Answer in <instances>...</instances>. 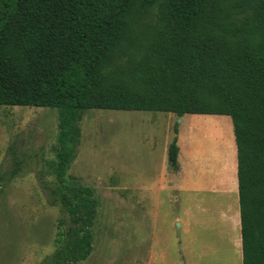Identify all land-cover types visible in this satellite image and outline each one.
I'll list each match as a JSON object with an SVG mask.
<instances>
[{"label": "trees", "instance_id": "trees-1", "mask_svg": "<svg viewBox=\"0 0 264 264\" xmlns=\"http://www.w3.org/2000/svg\"><path fill=\"white\" fill-rule=\"evenodd\" d=\"M154 2L0 0V105L57 110V184L47 188L50 205L60 204L69 224L49 261L39 264L77 263L92 251L97 198L91 187L65 181L78 123L90 108L229 116L242 264H264V0H161L158 26L131 67L133 78L105 71L132 21ZM173 130L168 162L175 172L176 124ZM11 152L10 179L20 164Z\"/></svg>", "mask_w": 264, "mask_h": 264}, {"label": "rangeland", "instance_id": "rangeland-1", "mask_svg": "<svg viewBox=\"0 0 264 264\" xmlns=\"http://www.w3.org/2000/svg\"><path fill=\"white\" fill-rule=\"evenodd\" d=\"M160 1L155 0L145 14L132 21L129 35L115 49L105 71L133 78L131 67L145 53L158 26ZM149 113L163 115L84 110L65 181L91 187L98 205L91 228L92 251L85 260L72 264H138L150 241H156L173 264H241L224 212L231 197L203 191L198 195L201 209H196V222L189 221L185 181L180 179V187L173 192L167 174L164 178L161 127L131 120L133 115L145 118ZM223 116L201 119L186 128V139L195 143L203 163L219 165L228 152L223 142L224 120L232 122ZM174 122L183 125L178 118ZM57 134L56 108L0 105V264L48 262L67 230L68 217L60 204L50 205L47 188L57 184ZM9 147L20 160L11 179L8 176L15 165ZM201 167L199 164V172ZM212 183L208 176L199 182L205 187ZM175 216L180 219L174 221Z\"/></svg>", "mask_w": 264, "mask_h": 264}, {"label": "crops", "instance_id": "crops-1", "mask_svg": "<svg viewBox=\"0 0 264 264\" xmlns=\"http://www.w3.org/2000/svg\"><path fill=\"white\" fill-rule=\"evenodd\" d=\"M135 111H152L160 112L163 115H157L149 113L145 116H136L133 115L131 120H141L151 125L159 124L161 127V132L163 134V146H162V161L166 167L164 178L166 174L169 179V188L171 191L176 192L177 186L179 185V180L183 179L185 185L183 189L188 192L186 200L188 201V218L189 221L196 222V209H201L200 198L198 195L203 191H208L215 195L225 194L231 197V204L227 206V209L224 210L226 213V221L230 224V227L233 231L232 241L236 250L237 259L240 258L242 264V238H241V222H240V211H239V196H238V179H237V153H236V144L233 133V126L229 121L224 120L227 126V132L223 135L224 143L228 148V152H225L223 163L214 166L210 161L208 163H203L204 159L199 156V151L195 143L192 144L191 141L186 139V128L193 127L199 121H204L207 118H225L223 115L217 114H191L186 113L181 116L180 122H183V125H177L178 132L177 144L179 146L178 152V163L179 167L177 171L172 172L169 169L168 162V149L169 145L174 137V119L178 118L174 112L169 111H160V110H135ZM212 160V159H211ZM202 162V163H201ZM199 164H202L199 172ZM206 164V165H205ZM168 170V171H167ZM168 172V173H167ZM213 182L207 187L201 186L199 182L207 178ZM219 183H222L223 187H220ZM193 209V210H192ZM179 216H175L174 221L179 220ZM177 223V222H175ZM181 226V221L177 226ZM165 243H163L164 245ZM166 248L167 246H163ZM168 254L157 246V242L150 241L148 247L144 250L141 256L138 257V264H173L168 262ZM170 259V258H169ZM182 264V262L180 261Z\"/></svg>", "mask_w": 264, "mask_h": 264}, {"label": "water", "instance_id": "water-1", "mask_svg": "<svg viewBox=\"0 0 264 264\" xmlns=\"http://www.w3.org/2000/svg\"><path fill=\"white\" fill-rule=\"evenodd\" d=\"M181 119H180V117H178V121H180Z\"/></svg>", "mask_w": 264, "mask_h": 264}]
</instances>
